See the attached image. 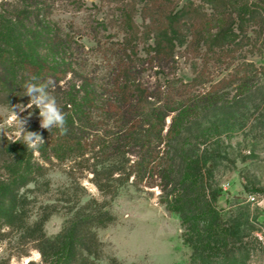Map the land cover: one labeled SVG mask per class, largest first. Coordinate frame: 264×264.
<instances>
[{
  "label": "trees",
  "instance_id": "obj_1",
  "mask_svg": "<svg viewBox=\"0 0 264 264\" xmlns=\"http://www.w3.org/2000/svg\"><path fill=\"white\" fill-rule=\"evenodd\" d=\"M110 1L117 3L115 18L124 35L104 49L114 60L111 79L102 89L106 96L100 100L94 82L87 78L84 99L79 101L72 94L69 108L63 110L67 133L60 135L56 128L39 133L45 140L38 149L40 157L45 161L90 162L92 180L107 194L128 183L139 185L147 175H160L162 201L169 211L179 215L183 241L192 250L189 264H251V250L264 248L254 234L250 204L225 209L217 203L222 190L214 172L218 153L207 142L222 130L217 126L208 131H190L202 113L232 103L227 101V87L236 84L240 94L245 95L258 80L259 68L253 62H235V52L254 41L241 35L246 31L247 4L200 0L212 9V13H206L199 5L189 3L170 9L169 0ZM31 12L29 8L19 9L14 17L20 22L25 17L36 18ZM217 13L223 15V23L210 33V16ZM137 14L145 20L143 30L135 20ZM23 34L19 38L0 34V104L8 103L20 84L33 77L36 82L48 76L55 77L56 82L65 77L59 68L36 56V41L41 40L36 39V29ZM61 41L60 35L47 39L56 51ZM258 41L255 45L264 57V35ZM100 46L104 47L101 42ZM182 46L202 60L194 62L191 81L166 77L151 89L139 79V65L146 61L151 65L168 63ZM211 60L225 62L232 69L215 82L205 79ZM205 83L208 87L200 90ZM0 158L7 169V176L0 175V215L6 224L36 241L45 264H100L103 242L96 228L113 223L116 216L91 199L80 205L56 235L49 236L44 229L46 216L29 221L30 199L26 193L28 184L44 176L43 165L37 161L35 168L32 150L20 139L7 136L0 140ZM254 241L259 245L253 246ZM107 264L124 263L111 256Z\"/></svg>",
  "mask_w": 264,
  "mask_h": 264
},
{
  "label": "rangeland",
  "instance_id": "obj_2",
  "mask_svg": "<svg viewBox=\"0 0 264 264\" xmlns=\"http://www.w3.org/2000/svg\"><path fill=\"white\" fill-rule=\"evenodd\" d=\"M125 1L130 0H118V4ZM238 1L246 3L248 9L244 25L246 31L241 35H248L254 41L235 52V62L242 59L253 62L259 68L258 80L245 95L240 94L236 84L227 87V101L232 103L202 113L198 121L190 126V131H208L217 126L222 130L221 134L207 142L218 153L216 165L212 164L215 178L222 188L217 203L225 209L249 203L251 218H254V234L262 240L264 248V57L257 46L259 36L264 35V0ZM168 2L170 9L189 3L212 13V9L200 0ZM141 5L139 3L138 7ZM116 7L117 3L110 0H0V34L17 35L16 38H19L28 30L36 29V39H41L36 41V56L65 73V77L58 82L55 77L49 76L37 82L53 79L56 87L51 90L52 94L61 109L66 110L72 94H76L79 101L84 99L87 78L94 82L100 100L106 96L102 89L111 79L114 60L104 49L110 41L124 35L119 19L115 18L119 12ZM27 8L32 14L36 13V18L25 17L22 22L18 21L14 17L17 11ZM210 17L207 28L214 33L224 18L218 13ZM135 20L143 30L145 20L142 16L137 14ZM238 20L235 19L237 23ZM53 35H60L62 39L58 51L47 42ZM100 42L104 47L100 46ZM140 53L145 55L143 49ZM194 62L202 60L195 58L192 52L184 51L182 46L177 48L174 60L168 63L151 65L146 61L144 65H139L138 76L151 89L166 77L191 81L195 75ZM231 69L232 66L227 68L225 62L211 60L204 77L215 82ZM29 81L20 84L8 103L0 104V140L3 136L19 139L15 136V124L10 123L14 111L25 120L26 130L38 133L43 130L39 109L35 106L27 108L30 98L24 95V85ZM208 85L200 86V90L204 91ZM170 121L171 116H168L167 125ZM29 153H26L28 157ZM32 161L35 168L37 161L43 165L44 176L37 177V183L27 185L29 221L46 216L44 229L47 235H56L80 205L94 199L116 216L113 223L96 228L103 242L100 264H107L111 256L124 264H189L192 250L183 241L179 215L169 211L162 201L163 180L160 175H147L139 185L128 183L107 194L100 191L92 180L90 162L73 159L61 162L55 158L45 161L38 150H32ZM0 175L7 176L1 158ZM2 217L0 215V264H28L31 261L45 264L36 241L29 240L22 231L7 225ZM255 244L259 245L254 241L253 246ZM250 253L251 264H264V251L251 250Z\"/></svg>",
  "mask_w": 264,
  "mask_h": 264
},
{
  "label": "clouds",
  "instance_id": "obj_3",
  "mask_svg": "<svg viewBox=\"0 0 264 264\" xmlns=\"http://www.w3.org/2000/svg\"><path fill=\"white\" fill-rule=\"evenodd\" d=\"M35 80L36 78L33 77L31 81L25 83L24 85V95L30 98L27 108L31 109L35 106L39 109L41 128L46 129L49 132L53 128H56L58 129L60 135H65L68 130L66 114L58 105L56 97L51 91L56 87L55 81L48 78L40 82H33ZM23 110L24 106L21 111ZM10 123L15 124L17 128L15 136L23 141V144L27 147V149L36 151L45 143L41 134L26 130L25 120H22L15 111L13 121H10Z\"/></svg>",
  "mask_w": 264,
  "mask_h": 264
}]
</instances>
